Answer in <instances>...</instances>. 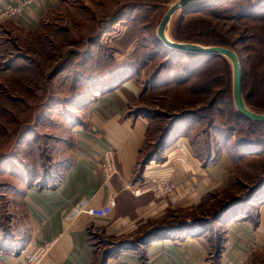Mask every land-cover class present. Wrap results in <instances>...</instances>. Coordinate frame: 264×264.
Returning <instances> with one entry per match:
<instances>
[{
  "label": "crops",
  "instance_id": "obj_1",
  "mask_svg": "<svg viewBox=\"0 0 264 264\" xmlns=\"http://www.w3.org/2000/svg\"><path fill=\"white\" fill-rule=\"evenodd\" d=\"M63 5V0H0V16L8 9L20 8L13 17H0V41L9 28L15 33L39 30ZM11 75L10 69L0 67L1 83ZM112 79L111 90L89 99L85 95L86 102L68 106L61 100L43 101L31 115L33 129L23 141L33 139L36 127L45 119L56 122L53 126L59 136L55 137L52 159L60 167L61 181L54 188L29 186L24 164L19 161L23 166L0 185V197L8 200L13 213L7 221V239L0 247V264H26L29 251L43 242H53L54 247L42 264H91L94 248L86 241L88 229L106 238L127 237L140 225L160 220L170 209L195 208L206 194L226 189L228 170L239 159L223 151L215 162L204 166L191 143L193 127L174 131L164 148V160H152L136 177L149 119L133 111L142 107L151 89L141 90L134 77ZM71 110L77 116L69 117ZM23 141L16 151L29 143ZM108 147L114 149L117 174L105 181L100 157ZM13 159L0 162V172L10 175V168L16 166ZM162 183L171 185L172 190L156 192ZM263 198L261 194L252 202L258 207L257 227L237 219L236 214L226 225L220 264H264L258 254L264 252ZM145 253L147 264H204L208 249L202 238L166 236L150 243ZM106 264L143 262L134 252L122 250Z\"/></svg>",
  "mask_w": 264,
  "mask_h": 264
},
{
  "label": "rangeland",
  "instance_id": "obj_2",
  "mask_svg": "<svg viewBox=\"0 0 264 264\" xmlns=\"http://www.w3.org/2000/svg\"><path fill=\"white\" fill-rule=\"evenodd\" d=\"M63 1L64 5L49 16L46 21L47 23H43L39 30L31 33H15L9 28L2 37L0 47L2 63L6 65L8 61L14 60L12 64L14 67L7 69H10V73L12 74L10 79L6 80L5 83L0 82V160L6 157L9 152H12L15 156L21 153L20 151L23 148L20 149V147L17 151L15 150L18 135L28 125H32L33 119L31 115H35L34 111L37 110L39 104L43 101H64L68 97L73 96L76 91L82 97L86 95V98L89 99L96 93L102 94L113 88L110 82L116 76L111 77L110 81L95 80L86 86L84 85L79 88L78 86H74V90L68 86L66 87L65 84L69 78L64 64L66 60H71L72 64L76 65L80 60L86 61L90 59L96 61L105 56L103 54L95 55L96 48L101 43L106 44L108 47L114 46V39L123 35L125 31L121 22H126L128 18L132 17V13L140 5H145L150 9V14L145 15L144 23H141V25L145 26L144 34L148 38L146 41L155 44L159 40L157 29L162 18L168 8L178 0ZM260 1L262 0H251L252 3H259ZM234 2L240 3L242 0H233L217 5H214V2L211 4V8L217 10L216 14H203L202 9L200 10L199 8L195 11L196 13L191 15V18H180L182 9H179L172 16L166 27L165 34L174 42L193 43L206 47L217 46L232 50L239 57L244 75V85L250 81L246 79L257 73H260V76L263 77L262 83H264V45H260L258 41V36L264 38V21L251 22L246 21L245 18H232V13H235L233 9ZM258 12H264V7ZM118 19L122 20L116 24L115 21ZM173 22L177 23L172 28ZM173 33L177 34V36L184 34V36L188 37L190 35L198 43L175 41ZM96 39L97 41L94 42ZM216 39H224L229 42V45L202 44ZM73 54L78 56L74 57ZM159 55L158 58L153 57L151 60L144 61L142 51L139 50L138 55L133 57L134 62L140 68L139 77H135V79L139 83L141 90L144 89L146 91L151 89L147 97H145L147 99L141 103V106L155 110L159 109L166 116L163 123L156 125V128L157 126L162 127L168 122L165 119L169 117V114L183 109H196L205 103L203 102L204 98L201 97L203 95L199 97L195 93L190 92L192 87L188 83H183L181 78L175 72L174 74L173 71L159 74L153 80L154 71L166 58L163 52H160ZM114 56L118 62L126 59L125 54L117 53ZM225 60L226 62H218V69H220L218 74L221 77L218 80L219 88H214L213 92L220 91L225 86L230 85L233 100V67L229 59L226 58ZM214 68H217V64ZM170 69H173V67ZM81 73L85 77V72ZM129 75L123 73L119 75V78L127 79L130 77ZM81 88L83 90L82 93L80 92ZM79 95L76 93V98ZM242 99L246 109L257 114H264V94H260V91L255 95L253 103H247L245 102L242 90ZM221 106L222 103H219L218 107L221 108ZM68 114H70L69 117H71V114L77 116L74 110L69 111ZM223 114L224 117L220 114V116L218 115L215 118V124L218 123V125L216 128L214 126L211 128V135L215 134L218 137L217 131L224 127L222 120L223 118L224 120L226 119L225 110ZM53 120L51 122V120L46 121L45 119L46 122L43 121L44 124L39 126V128L36 127L35 130L41 134H48L50 136L52 134L54 138L59 136L57 128L53 126L56 125V122ZM202 129L205 130L206 126H203ZM238 135L243 136L244 132L242 135L239 132L237 133ZM151 137L150 140H152ZM155 139L156 134L154 135L153 142H155ZM29 140L22 141L26 144ZM195 142L198 151L203 154L204 150H206L203 144V136H199ZM54 144L56 145L55 142ZM21 146L23 147V145ZM52 150H49L50 155H53ZM13 160L16 162V166H14V169L10 168V175L0 172V185L3 181L6 182L9 176L11 178L14 177L16 174L15 170L23 166L16 157ZM233 162L234 165L228 170V179L225 187L232 188L227 193L243 192L246 190L245 187L250 188L253 185L256 177L260 176L262 178L264 176V154L258 152L248 154L244 159L240 158L238 161ZM238 179L240 181L235 183ZM217 201L219 200L208 202V205L203 210L217 206ZM0 205L5 208L6 215L10 220L13 215V213L9 212L10 203L8 200L0 197ZM97 240L100 241L101 237H98ZM107 247L108 245L103 244L101 241L98 242L100 253ZM258 254H261V259L264 260V252ZM256 263L259 264V262Z\"/></svg>",
  "mask_w": 264,
  "mask_h": 264
},
{
  "label": "trees",
  "instance_id": "obj_3",
  "mask_svg": "<svg viewBox=\"0 0 264 264\" xmlns=\"http://www.w3.org/2000/svg\"><path fill=\"white\" fill-rule=\"evenodd\" d=\"M230 1L233 0H205L192 4L182 9L180 18H191V15L196 13L195 11L199 8L200 10L202 9L201 11L203 14H216L217 10L211 8V4L214 2V5L225 4ZM234 3L233 9L235 13H232V18H245L246 21L251 22L264 21V12H258L263 9L264 0L259 3H252L251 0H242L240 3ZM148 14H150V9L145 5H140L136 8L135 12L132 13V17L128 18L126 22L122 21V24H120L124 27L125 31L123 35L114 39V46L108 47L106 44L101 43L99 45L101 48H96L95 55H105L102 58L96 61L90 59L86 61L80 60L76 65H73L71 60H66L64 62L69 74L65 86L74 90V86H78L79 88L84 85H89L91 81L109 80L111 77H117L123 73L130 74V77L138 78L140 68L134 62L133 57L138 55L139 50L142 51L144 61L151 60L153 57L158 58L160 52H163L166 58L154 71L153 80L159 74L173 71V73L175 72L181 78L183 83H188V85L192 87L190 92L195 93L199 97L203 95L201 97L204 98V105L196 109H183L169 114V117L165 119L168 122L162 127L157 126L156 128V125L163 123L164 117H166L161 110L150 109L144 106L134 109L133 113L135 115H144L149 119L146 141L143 148L140 150V159L135 170L136 177L140 175L145 165L152 160L156 162H162L164 160L163 151L166 143L170 139L172 133L178 129L188 131L189 128H194L193 134L190 135L191 143L194 147L196 156L202 161L204 166L215 162L223 151L232 154V157L235 159H240L248 154H254L256 152L264 154V122L251 121L237 112L231 97L230 85L225 86V88L220 91L213 92L214 88H219L218 80L221 77L218 74L220 72V69H218V62H226V58L219 55H202L173 51L165 47L160 40L155 44L148 43L146 41L148 38L144 34L145 26L141 25V23H144L145 15ZM121 20L122 19H118L115 23L117 24V22ZM176 23L173 22L172 28ZM4 34L5 32H3L2 35ZM173 35L175 41L198 43V41L191 38L190 35L188 37L184 36V34L177 36V34L173 33ZM96 41L97 39L94 42ZM258 41L260 45H264L263 37L258 36ZM202 44L226 46L229 45V42L224 39H216L210 42L206 41ZM117 53L125 54L126 59L118 62L114 56ZM73 56L77 57L78 55L73 54ZM13 61L14 60L8 61L6 65L3 64L2 55L0 53V63L3 64H0V67H3L4 70L10 68ZM216 64L217 68H214ZM171 67H173V69H170ZM83 71L85 72V77L81 73ZM208 71L209 73H207ZM243 79L244 75L242 72L241 85L245 102L253 103L254 97L258 91H260V94H264L263 77L260 76V73H257L246 79L250 80L246 82V85H244ZM82 91L81 88L80 92L82 93ZM76 93L79 95L77 91ZM76 93L64 100L63 103L68 106L82 103L83 97L79 95L76 98ZM204 95H208L209 97ZM219 103H222L221 108L218 107ZM224 110L226 111V119L224 120L223 118V122L221 121L224 127L217 131L218 137L215 134L211 135V128L213 126L216 128L218 125V123L215 124V118L218 117V115L220 116V114L224 117ZM203 126H206L205 130L202 129ZM32 129V125H28L27 128L19 133L16 146H18L17 144H19ZM201 130L203 131L201 132ZM34 132V138L20 151L21 153L15 156L12 152H9L0 162L12 160L16 157L18 161L24 164L26 174L29 178V186L35 185L41 189L46 187L54 188L61 181L62 175L60 167L53 161L52 155L49 154V150L55 148L54 142L56 138L48 134ZM239 132H241V135L244 132V135L237 136ZM155 134L156 139L154 140L155 142H153ZM150 136H152V140H150ZM199 136H203L204 139L203 144L206 150H204L203 154L198 151L195 142ZM13 164L15 163L13 162ZM259 177L255 178L250 188L245 187V192L239 191L234 194L227 193L232 188L227 187L222 192L208 193L202 198L201 203L197 207L184 210L170 209L160 220L154 222L149 221L148 223L140 225L136 233L127 237L116 239L106 238L103 234L88 229L86 241L94 248V256L91 264H106L108 258L116 256L122 250L134 252L143 264H147L146 247L153 241L160 240L166 236H172L178 240L185 237L202 238L208 249V256L204 264H220V255L224 250L226 241V225L230 222L232 216L236 214L238 217L237 219L248 221L254 227L258 225V207H254L252 202L261 194L264 197V176L262 178ZM238 181H240V179L235 183H238ZM217 199L219 200L217 201V206L209 208L208 210H203L206 208V205H208V202ZM262 202H264V198L260 203ZM0 209L2 210V220L0 223L1 247L7 239H5V235L9 229L7 223L8 216L6 215L5 208L0 205ZM98 237H101L100 241L103 244L108 245L101 253L98 250V242H100L97 240Z\"/></svg>",
  "mask_w": 264,
  "mask_h": 264
},
{
  "label": "water",
  "instance_id": "obj_4",
  "mask_svg": "<svg viewBox=\"0 0 264 264\" xmlns=\"http://www.w3.org/2000/svg\"><path fill=\"white\" fill-rule=\"evenodd\" d=\"M205 0H178L175 4L170 6L162 18L160 25L157 29V36L160 42L167 48L178 52H190L202 55H219L231 61L233 67V103L234 107L241 115L247 119L255 122H264V114H257L245 108L242 99V85L241 75L242 69L238 55L227 48L217 46H202L193 43H179L174 42L165 34L167 25L169 24L172 16L179 10L184 9L194 2H202Z\"/></svg>",
  "mask_w": 264,
  "mask_h": 264
},
{
  "label": "built area",
  "instance_id": "obj_5",
  "mask_svg": "<svg viewBox=\"0 0 264 264\" xmlns=\"http://www.w3.org/2000/svg\"><path fill=\"white\" fill-rule=\"evenodd\" d=\"M18 12H20L19 7L8 9L4 11L0 17H13ZM100 168L105 181H109L117 174L113 148L108 147L102 152L100 157ZM158 186L159 188L156 189L158 193H165L172 190V186L166 183L158 184ZM53 247V242L36 244L26 256V264H42Z\"/></svg>",
  "mask_w": 264,
  "mask_h": 264
},
{
  "label": "bare ground",
  "instance_id": "obj_6",
  "mask_svg": "<svg viewBox=\"0 0 264 264\" xmlns=\"http://www.w3.org/2000/svg\"><path fill=\"white\" fill-rule=\"evenodd\" d=\"M169 49V48H168ZM251 205V204H250Z\"/></svg>",
  "mask_w": 264,
  "mask_h": 264
}]
</instances>
